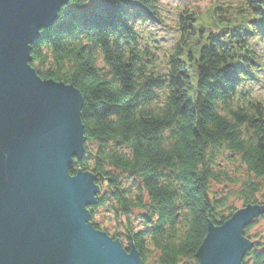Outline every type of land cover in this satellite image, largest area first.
Returning <instances> with one entry per match:
<instances>
[{
    "label": "trees",
    "instance_id": "16d2710c",
    "mask_svg": "<svg viewBox=\"0 0 264 264\" xmlns=\"http://www.w3.org/2000/svg\"><path fill=\"white\" fill-rule=\"evenodd\" d=\"M160 5L68 0L31 44L29 65L83 99L84 157L69 175L96 176L92 226L107 233L95 222L104 211L114 223L107 234L126 251L132 244L142 264H197L209 225L264 203V101L253 94L264 0L184 6L163 52L136 30L166 27ZM262 219L242 231L252 247L241 264H264V236L252 233Z\"/></svg>",
    "mask_w": 264,
    "mask_h": 264
},
{
    "label": "water",
    "instance_id": "95a60500",
    "mask_svg": "<svg viewBox=\"0 0 264 264\" xmlns=\"http://www.w3.org/2000/svg\"><path fill=\"white\" fill-rule=\"evenodd\" d=\"M67 3L0 0V264H142L132 244L90 223L96 176L69 175L84 157L81 95L29 65L31 44ZM263 214L247 205L209 225L197 264H241L252 247L242 231Z\"/></svg>",
    "mask_w": 264,
    "mask_h": 264
},
{
    "label": "rangeland",
    "instance_id": "374dc122",
    "mask_svg": "<svg viewBox=\"0 0 264 264\" xmlns=\"http://www.w3.org/2000/svg\"><path fill=\"white\" fill-rule=\"evenodd\" d=\"M215 0H159L161 6V13L165 18L166 27H161L154 22L143 23L137 27V32L143 36L144 39H150L154 44L159 47L160 52L167 51L172 46L176 39V32L173 27V22L180 14L181 10L187 7L189 12H193L194 8H199L202 12L205 11ZM256 51L264 56L263 43H256ZM253 94L256 99L264 101V68L259 74V80L253 83ZM221 165L226 168V163L221 162ZM236 163L228 164V167L235 166ZM229 169V168H228ZM215 187L212 186V190ZM230 203L236 208H240L241 204L230 200ZM95 222L105 229L109 235L114 232V223L109 222L108 216L104 211H100L96 217ZM253 234L264 236V219L260 220L252 229Z\"/></svg>",
    "mask_w": 264,
    "mask_h": 264
},
{
    "label": "bare ground",
    "instance_id": "6f19581e",
    "mask_svg": "<svg viewBox=\"0 0 264 264\" xmlns=\"http://www.w3.org/2000/svg\"><path fill=\"white\" fill-rule=\"evenodd\" d=\"M96 185L98 186V184L96 183ZM99 187V186H98ZM97 196V195H96ZM95 199H96V197H95ZM262 204H264V203H262ZM262 204H257V205H262ZM256 205V204H255ZM263 216H264V214H263ZM98 231H100V230H98ZM100 232H103V231H100ZM107 234V233H106ZM108 235V234H107ZM109 236V235H108ZM247 239V238H246ZM249 240V239H248ZM250 241V240H249ZM251 243H252V241H250ZM124 249V248H123Z\"/></svg>",
    "mask_w": 264,
    "mask_h": 264
}]
</instances>
